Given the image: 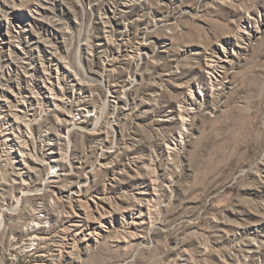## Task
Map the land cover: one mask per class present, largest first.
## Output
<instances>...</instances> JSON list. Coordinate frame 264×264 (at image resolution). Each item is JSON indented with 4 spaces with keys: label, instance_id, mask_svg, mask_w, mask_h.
Returning <instances> with one entry per match:
<instances>
[{
    "label": "rangeland",
    "instance_id": "1",
    "mask_svg": "<svg viewBox=\"0 0 264 264\" xmlns=\"http://www.w3.org/2000/svg\"><path fill=\"white\" fill-rule=\"evenodd\" d=\"M0 264H264V0H0Z\"/></svg>",
    "mask_w": 264,
    "mask_h": 264
},
{
    "label": "bare ground",
    "instance_id": "2",
    "mask_svg": "<svg viewBox=\"0 0 264 264\" xmlns=\"http://www.w3.org/2000/svg\"><path fill=\"white\" fill-rule=\"evenodd\" d=\"M9 7V6H8ZM10 12V11H9ZM219 62H215L211 67H210V74L211 75H214L215 74V70H216V67H219ZM215 76H212V79H215L214 78ZM212 88L215 87V85L212 83L211 85ZM204 93L201 91L200 92V96H203ZM195 101L192 102L189 106H188V110L190 112L186 113V116H188L191 112L193 105H194ZM196 104V103H195ZM187 110V111H188ZM182 119H183V127H185V121H186V118L184 115H181ZM182 127V128H183ZM182 134V133H180ZM181 139L183 138V136L181 135L180 137ZM76 203H79L78 205V210L75 211V216L73 215L72 216V220L69 221V225H67L68 229L65 230V237H68L70 240H72V242H75L74 238L75 236L79 233H82L83 234V231L85 228H87V234L84 236V241L90 243L91 240H93L94 236L95 235H98L100 234V231L97 229V227L95 229L91 228V222H95L93 221V219L91 218V214L89 212V209L88 207H86L85 205L86 204H82V200H77ZM141 206L139 207L138 209V213L136 214V216H134L132 218V221L128 223V226H129V230L127 231L126 233V238H125V243L126 241L127 242H130L132 243L131 241L133 240H137L139 239L141 236H139L140 234V228H142L145 224H147V211H144V206L143 204H140ZM143 205V206H142ZM77 206V205H76ZM136 208V207H135ZM91 210V209H90ZM148 210V209H147ZM102 212V211H101ZM108 212V211H107ZM110 212V211H109ZM108 212V213H109ZM135 214V213H134ZM94 215V214H93ZM110 215V213H109ZM105 216V212H102V213H99V216L100 218H96L94 220H97L99 219L102 220L103 217ZM95 217V216H94ZM97 217V216H96ZM106 217V216H105ZM151 220V219H150ZM98 221V220H97ZM98 221V222H99ZM104 225V224H103ZM143 229V228H142ZM143 231V230H142ZM63 234V233H62ZM141 235V234H140ZM124 238V237H123ZM143 238V237H142ZM70 242V243H72ZM69 243V244H70Z\"/></svg>",
    "mask_w": 264,
    "mask_h": 264
}]
</instances>
